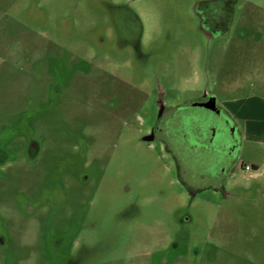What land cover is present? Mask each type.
Returning <instances> with one entry per match:
<instances>
[{"label": "rangeland", "instance_id": "rangeland-1", "mask_svg": "<svg viewBox=\"0 0 264 264\" xmlns=\"http://www.w3.org/2000/svg\"><path fill=\"white\" fill-rule=\"evenodd\" d=\"M0 241V264H264V0H0Z\"/></svg>", "mask_w": 264, "mask_h": 264}, {"label": "flooded vegetation", "instance_id": "flooded-vegetation-1", "mask_svg": "<svg viewBox=\"0 0 264 264\" xmlns=\"http://www.w3.org/2000/svg\"><path fill=\"white\" fill-rule=\"evenodd\" d=\"M215 18L217 19V17H215ZM222 18H230L229 13L226 12V13L224 14V17H222ZM222 18L219 17L218 20H219V19H222ZM210 98H211V97H205V98L202 99L200 102H197V103H194V104H196V105L199 106V107H203V106H201V105L207 103V102L210 100ZM215 106H216V105H215ZM157 108H158L159 111H158V115H157L156 120L154 121V123H153L151 126H149L148 128H146V129L141 133L140 142L146 144L147 146H151V145H153V144H158V143H160V142L162 141L161 138L164 139V136H166V132H167V127H166V125L171 123V121H165L164 124H163V126H160V123H161V120H162L164 114H166L167 112H169V111L171 110V108H165L162 104H159V105L157 106ZM203 108H204V107H203ZM166 109H169V110L166 111ZM205 109H207V108H205ZM208 110H210V109H208ZM210 111L214 112L219 118H222V116L225 117V115H224L223 113H220V110H217L216 107H215L213 110H210ZM167 133H168V132H167ZM231 133H232V132H231ZM226 136H227V135L224 133V136H223L222 139L226 140V139H227ZM147 138L151 139V141H147V140H146ZM227 142H228V141H227ZM192 148H194V147L192 146ZM221 157H223V156H221ZM225 163H226L227 165H229V161H228V160H226ZM218 165H219L220 167H219L218 170H216V171H217V172L219 171V173H220V172H223L224 169H225V166L220 165L219 163H218ZM240 166H241V165H240ZM212 173H215V171L212 172ZM215 174H216V173H215ZM208 180H209L208 182H211V180H213V178L210 177V178H208ZM189 194H191V192H189ZM1 244H2V242L0 241V245H1Z\"/></svg>", "mask_w": 264, "mask_h": 264}, {"label": "water", "instance_id": "water-1", "mask_svg": "<svg viewBox=\"0 0 264 264\" xmlns=\"http://www.w3.org/2000/svg\"><path fill=\"white\" fill-rule=\"evenodd\" d=\"M201 106H203L204 108L213 110L215 108V102H214V100L212 98H210V100L207 103H205V104H203ZM168 110L169 109H166V111H168ZM146 140L147 141H151V139H149V138H147Z\"/></svg>", "mask_w": 264, "mask_h": 264}, {"label": "built area", "instance_id": "built-area-1", "mask_svg": "<svg viewBox=\"0 0 264 264\" xmlns=\"http://www.w3.org/2000/svg\"><path fill=\"white\" fill-rule=\"evenodd\" d=\"M244 170L248 172V171H251V168L248 166H244Z\"/></svg>", "mask_w": 264, "mask_h": 264}, {"label": "crops", "instance_id": "crops-1", "mask_svg": "<svg viewBox=\"0 0 264 264\" xmlns=\"http://www.w3.org/2000/svg\"><path fill=\"white\" fill-rule=\"evenodd\" d=\"M254 133H256V132H254ZM255 135H257V134H255Z\"/></svg>", "mask_w": 264, "mask_h": 264}]
</instances>
